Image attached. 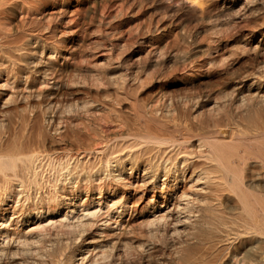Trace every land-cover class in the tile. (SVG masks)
Segmentation results:
<instances>
[{
	"label": "bare ground",
	"instance_id": "bare-ground-1",
	"mask_svg": "<svg viewBox=\"0 0 264 264\" xmlns=\"http://www.w3.org/2000/svg\"><path fill=\"white\" fill-rule=\"evenodd\" d=\"M143 2L164 12L114 25ZM263 15L0 0V264H264ZM169 62L179 93L156 86Z\"/></svg>",
	"mask_w": 264,
	"mask_h": 264
},
{
	"label": "rangeland",
	"instance_id": "rangeland-1",
	"mask_svg": "<svg viewBox=\"0 0 264 264\" xmlns=\"http://www.w3.org/2000/svg\"><path fill=\"white\" fill-rule=\"evenodd\" d=\"M163 12H164V8L162 6L154 7V6H151L149 3L143 2L141 4V6L140 5L136 6L131 11H129V10L125 11V13L123 15L117 17L116 19H113V21H114V25L118 24V23L126 22L128 24L126 27L132 28V27L137 26L138 24L146 23L149 20H153L155 17H160ZM256 22L258 23V25L264 26V15L261 18L257 19ZM159 23H161V22H159ZM255 25H256L255 22H253L252 27ZM162 26H164L165 29L168 28L167 19L163 20ZM90 31L93 33V34H90V36H95L97 34V30L94 27L92 28V30L90 29ZM249 62H250V66L255 67L257 65V61L254 59V54H251V60ZM170 64H171V62L165 64V68L162 69V72L159 74L160 78H159V81L156 83V86H158V89L160 91H164L166 93H179V92L183 91L185 89V87L188 85L184 82V79L180 76V74L175 73V72L169 73ZM243 65H245V64H243ZM258 66H260V67L258 68V70L257 69L253 70V74L257 75L259 77V79L261 76L260 80H263V83H264V56H263V62L259 63ZM235 67H236V65H235ZM256 68H257V66H256ZM239 120L237 119L235 121L234 125H239V127L234 126V130L239 129V128L241 130H244V129H242L243 123L241 120L240 121ZM237 121H239L241 123H238ZM245 133L241 134L238 132V130H236V133L230 135V137L233 138L234 141H239V139H241V138H244L247 141L252 142V143H254L256 141L257 135L255 132H251L249 134L247 131H245ZM249 158H250V159H248L249 161H258V159L255 158L254 155L250 156ZM258 168L259 169L261 168L260 172H262L264 175V171H263L264 170V164H262V162L259 163ZM221 209H222V207H221ZM223 211H225V212H223V215L225 214V216L223 218V220L225 222H229L230 220H233L231 217V216H233V214L231 212L226 211L225 208H223ZM237 214L234 215V216H237L236 221L234 219L232 222V224L234 223L233 225L236 226L235 228H238L237 223H239V218H238ZM229 224H231V223L229 222L227 225L229 226ZM232 228H234V227H232ZM234 236L236 237L235 234H234ZM205 254H204V256H205ZM206 257H207V255H206ZM247 261H249V260H247ZM203 263H205V262H203Z\"/></svg>",
	"mask_w": 264,
	"mask_h": 264
}]
</instances>
